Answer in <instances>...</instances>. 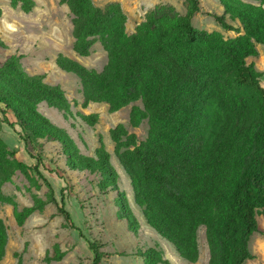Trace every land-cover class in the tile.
Listing matches in <instances>:
<instances>
[{
  "label": "trees",
  "instance_id": "1",
  "mask_svg": "<svg viewBox=\"0 0 264 264\" xmlns=\"http://www.w3.org/2000/svg\"><path fill=\"white\" fill-rule=\"evenodd\" d=\"M8 1L26 15L37 7L35 0ZM182 1L184 14L171 5H157L129 35L119 3L100 8L92 0H60L73 17L74 53L89 58L98 42L108 61L98 72L59 54L56 65L80 81L84 109L104 104L115 114L138 102L143 105L131 108L129 124L138 129L148 120L147 139L139 142L123 125L111 129L110 138L147 225L189 264L200 260V228L206 231L209 264H246L254 259L250 241L259 232L257 216L264 217V88L255 64L247 62L259 56L257 45L264 47V0H216L223 14L211 17L223 30L236 33L233 39L196 28L200 0ZM0 47H6L2 41ZM21 61L13 55L0 65V203L14 205L20 227L54 204L69 227L80 232L42 173L48 172L44 159L29 150L54 143L71 172L99 175L100 190L117 194L118 220L136 235L139 223L120 192V176L102 139L94 157L82 154L69 132L39 111L46 104L68 120L72 107L65 92L46 83L45 75H30ZM81 118L91 125L98 122V115ZM5 129L16 147L6 144ZM21 147L30 164L19 159ZM18 172L34 183L32 174L37 175L48 189L47 200L36 197L32 207L19 211L3 194ZM7 231L0 219V264ZM88 244L92 264H102V246ZM56 253L46 258L48 264L66 256L59 247ZM138 257L144 264H171L158 247L141 250Z\"/></svg>",
  "mask_w": 264,
  "mask_h": 264
},
{
  "label": "rangeland",
  "instance_id": "2",
  "mask_svg": "<svg viewBox=\"0 0 264 264\" xmlns=\"http://www.w3.org/2000/svg\"><path fill=\"white\" fill-rule=\"evenodd\" d=\"M37 7L29 15L20 10H13L8 0H0V41L5 48L0 47V65L10 56L22 58V65L30 75H45L46 83L59 85L71 103L72 116L67 119L61 113L43 104L40 112L47 116L55 125L66 129L74 139L82 154L95 156V150L100 147L102 139L106 150L111 154V163L120 176L119 189L129 200L131 210L139 223L137 234L129 232L128 225L120 222L117 217V194L112 191L103 192L99 188V175L88 172H71L62 156L58 144L42 142L36 150L30 147L31 154L40 155L44 159L48 172L42 169L43 175L52 184L55 198L59 205L64 201L77 230H72L64 217L58 213L54 204L47 205L43 212L34 213L24 226H18L14 218V205L0 203V219L8 232V245L2 264H48L46 258L57 255V247L66 256L61 262L50 264H92L93 254L88 241L98 242L105 257L102 264H144L138 257L139 251L159 248L171 264H189L180 259L174 248L160 238L146 223L141 209L134 202L131 182L120 167L114 154L115 145L110 138V130L123 125L130 134H135L139 142L147 139L149 121L145 120L138 129L129 124L131 108L143 105L138 102L110 114L107 105L91 104L84 109L83 88L80 81L73 75L62 72L56 65L59 54L80 62L88 69L102 71L107 64V53L100 43H96L89 58H81L73 51L72 15L67 6L60 0H35ZM97 7L104 8L108 3H119L126 14L127 33L134 34L137 26L145 20L146 14L157 5H171L180 14L185 13L182 0H92ZM201 13L193 24L200 30L209 33L219 32L226 39L237 37L236 33L220 28L211 15H222L223 9L216 0H200ZM249 3L255 4L252 0ZM238 26V23L234 24ZM259 56L249 59L254 63L260 74L261 85L264 88V47L256 46ZM98 115V122L91 125L81 116ZM2 136L6 144L16 147L12 134L6 130ZM11 135V136H10ZM19 159L31 163L32 159L21 147ZM63 178L64 180L60 179ZM35 183L18 172L12 182L3 187L4 196L13 201L19 211L34 205V199L47 200L48 189L44 182L32 174ZM39 185V188H38ZM63 189V195H62ZM63 197V198H62ZM63 200V201H62ZM259 232L250 241V252L254 259L246 264H264V217L257 216ZM204 228L198 232L200 260L197 264H209V249Z\"/></svg>",
  "mask_w": 264,
  "mask_h": 264
},
{
  "label": "crops",
  "instance_id": "3",
  "mask_svg": "<svg viewBox=\"0 0 264 264\" xmlns=\"http://www.w3.org/2000/svg\"><path fill=\"white\" fill-rule=\"evenodd\" d=\"M43 105V104H42ZM46 105V104H45ZM40 107H41V105H40ZM40 107H39V111H40ZM48 107V106H47ZM49 108V107H48ZM51 109V108H50ZM44 115V114H43ZM45 116V115H44ZM47 117V116H46ZM48 118V117H47Z\"/></svg>",
  "mask_w": 264,
  "mask_h": 264
}]
</instances>
